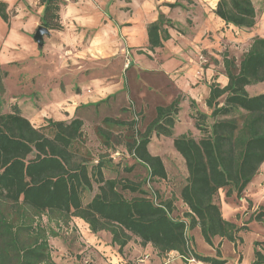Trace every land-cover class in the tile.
Listing matches in <instances>:
<instances>
[{"label": "trees", "instance_id": "trees-1", "mask_svg": "<svg viewBox=\"0 0 264 264\" xmlns=\"http://www.w3.org/2000/svg\"><path fill=\"white\" fill-rule=\"evenodd\" d=\"M40 5V26L61 31V0H41ZM6 8L0 2V18L8 23ZM214 14L225 25L238 29H252L256 24L251 0H218ZM163 26L178 27L159 14L147 27L149 50L169 39ZM222 65L227 84L209 85L205 100L209 114L190 103L189 117L198 137L190 133L173 136L180 110V98H175L169 105L155 108L154 119L142 132L134 121L103 118L106 126L125 128L128 135L125 149L116 151L111 148V134L97 128L96 134L107 150L95 159L82 145L83 122L77 117L69 122L49 119L35 128L16 105L7 113L0 112V264H56L49 238L57 234L50 224L68 226L73 218L82 220L93 234L107 232L119 253L137 238L140 246L150 245L161 257L174 252L185 262L226 264L220 243L215 245L213 239L236 246L242 243L239 233L248 228L223 218L214 198L224 191L226 197L234 194L240 199L264 163V93L251 96L247 92V87L264 83V38L254 37L238 62L223 54ZM6 76L0 68V108ZM153 135L172 138L175 151L184 160L187 176L178 197L147 196L142 182L104 176L105 171H118L122 157H130L146 169L143 181L166 180L162 160L147 149ZM112 156H117L118 162ZM118 189L137 196L126 199ZM178 200L187 211L182 218H173ZM250 220L264 225V204ZM195 228L214 255L196 252L188 234ZM252 244L250 264H264V241Z\"/></svg>", "mask_w": 264, "mask_h": 264}, {"label": "rangeland", "instance_id": "rangeland-1", "mask_svg": "<svg viewBox=\"0 0 264 264\" xmlns=\"http://www.w3.org/2000/svg\"><path fill=\"white\" fill-rule=\"evenodd\" d=\"M91 1L92 4L89 3L91 10L84 8L85 12L91 14L96 10L98 12L103 10L102 8V10L100 9L95 0ZM251 1L256 11V24L252 29H238L223 24L222 27H217L216 31L205 32L203 38L197 42L200 45V66L204 70H209V66H214L213 70L222 72L223 54L234 58L238 62L248 49L253 37L264 35V0ZM69 2L70 0H61L62 5ZM17 10H19V7L13 8L9 12L16 14ZM85 12L84 15L86 16ZM15 24L19 23L16 22ZM190 27L192 25L187 23V25L183 26V29L178 26L177 30L185 32ZM61 31H49L50 34L43 37L44 44L41 46L39 55L35 53L20 63L12 62L5 68L6 70L1 69L7 73V76L3 80L5 92L1 97L0 112L7 113L13 105H16L25 118L30 119V121L36 120L33 118L38 115L43 118V124L45 125L46 120L56 121L55 119H57L49 111V107H46L53 100L54 92L59 88L64 93L68 92L65 88H71L73 94L83 95V93H87L88 95H93L87 98L88 101L81 103V106L76 108L74 115V118L77 117L83 122L81 128L83 134L82 145L84 149L89 151L91 158L95 159L97 154H102L107 150L102 144L101 138L96 134L97 128H102L111 134V148L116 151L124 150L125 138L128 135L126 129L117 126H106L102 121L103 118L110 117L123 122L134 121L136 122V129L142 132L147 124L154 119L155 107L167 106L169 99L175 95V92H171L169 95L163 93L160 95L159 87H153L159 84L160 86L161 84L166 85L164 77L158 75L160 73H153L154 75L150 76L149 70L142 71L138 65L117 68L116 64L122 57L118 59L115 55L99 57V53L94 55L93 51H89L86 56L83 57L82 55L80 58L82 61L81 65L78 68L74 67L77 64L70 63L69 58L66 59L70 53L65 52V46L62 48L60 39L56 38ZM222 34H225V36ZM93 35H95V32L91 31V29L87 31L84 42L82 39L81 44L76 46L78 51L83 53V46H89V37H93ZM33 44L36 46L35 42ZM202 44L208 45V50L202 49ZM115 46L117 45L115 44ZM95 78L109 82L114 81L115 78L120 82L125 81L126 88L124 93L111 94L104 102L94 106L95 101L103 96L102 94H99V97L96 96L94 87L90 85ZM248 92L249 95L264 93V83L250 86ZM62 93L60 94L61 96ZM201 105L203 106V104ZM195 106L196 108L198 107L196 104ZM64 107L66 108V106ZM59 110L64 112L65 109L60 108ZM209 112L207 109V114ZM185 114L186 106L183 105L179 115L184 118ZM186 127L188 126L186 125ZM191 130L195 134L194 137L199 136L194 126ZM147 149L150 154L158 156L162 160L167 174L166 180L147 181L146 179L143 181L146 178V169L142 165L135 163L130 157H122L123 160L119 162L120 167L117 172L105 171V178L142 182V188L147 193V196L160 195L164 199L178 196L179 190L185 182L187 171L183 159L175 151L170 139L153 135ZM113 160L118 162L119 159L115 156ZM124 167L126 169L131 167L132 170H123ZM93 187L95 190L96 185H93ZM118 191L126 199L137 196L135 193L121 191L120 189ZM94 193L93 191L87 195L85 200L88 201ZM219 196H222V199ZM223 196H225L224 191H220L214 198V201L220 207L223 218L231 217L232 222L238 226L245 224L248 230L239 233L242 243L237 242L236 246L222 239L221 256L227 260V264L233 258H235L237 264L242 260L243 263L247 264L253 259L252 243L254 241H264V225L250 220L251 214L264 204V164L261 165L258 176L243 191V200L239 201L234 194L228 199H224ZM184 207L180 201H175V211L171 213V216L173 218H182L187 208ZM229 207L234 208V210L231 211ZM42 221L47 223L45 217L42 218ZM50 227L57 234V236L49 238L51 256L56 264H135L131 261L124 263L118 257L115 258V261L113 254L117 252V254L123 256L124 251L122 253H119L118 250L115 253L114 251L112 252L107 248L109 245L107 236L109 234L107 232L91 233L87 224L78 218H73L68 226H57L55 223H51ZM188 234L195 243L194 246L197 253L213 255L209 246L204 243L197 228L190 230ZM218 240L217 237L213 239L215 245H217ZM133 244L139 246V240L133 238L130 241V245L134 246ZM102 247L105 249L103 250ZM262 248L264 253V245ZM172 256L175 257V253ZM173 257L168 256L166 260Z\"/></svg>", "mask_w": 264, "mask_h": 264}, {"label": "crops", "instance_id": "crops-1", "mask_svg": "<svg viewBox=\"0 0 264 264\" xmlns=\"http://www.w3.org/2000/svg\"><path fill=\"white\" fill-rule=\"evenodd\" d=\"M40 1L0 0V2L6 4V12L9 15L8 23L3 22L0 18L1 69L6 70L5 68L12 62L20 63L35 53L39 55L41 47L37 46V44V47L34 46L33 36L40 26L39 19L43 9ZM91 2V0H70L65 5L61 4L60 18L63 31L58 33L56 38L60 39L62 48L65 46V52L70 53L66 59L69 58L70 63H76L77 65H74V67L78 68L82 63L80 59L82 55L84 57L89 51H93L94 55H96L95 53H99V57L103 55H115L118 59L119 57L124 58H121L118 64H116L117 68L138 65L142 71L149 70L150 76L154 75L153 73H160L158 75L164 77L166 85L161 84L160 86L159 84L153 87H159L160 95L162 93L169 95L171 92H175V95L169 99L167 105L175 98H180L179 109L182 110V106H186L184 118L179 115L180 110L178 112L177 122L173 128V136L176 137L186 133L195 136L191 130L193 129L194 122L189 117L190 103L194 102L201 112L207 113L205 100L209 94L210 83H217L220 87H224L227 84L224 70L222 72L215 71L213 70L214 66H209V70H204L200 66V45L197 43L203 38L205 32L216 31L217 27H222L224 24L214 14L218 0H95L100 9L102 8L104 11L101 9L103 12L96 10L89 14L83 9L87 8L91 10ZM175 2L179 6L172 8L168 6V4H174ZM16 7H19L16 14L9 12ZM159 14H162L175 26H180L181 29L187 23H190L192 27L185 32H178L176 27L169 28L163 26L169 35V39L164 41L161 47L151 51L148 49L147 27L157 20ZM16 22L19 24L16 25ZM90 29L95 32V35L89 37V46H83L82 53L78 51L76 46L81 44L82 39L84 42L87 31ZM222 35L225 36V34ZM255 37L264 38V35H257ZM202 49L208 50V45L202 44ZM95 79H93L90 85L94 87L96 96L99 97V94L103 95L95 103L105 100L111 94L124 93V89L126 88L125 81L120 82L117 78L111 82ZM65 89L68 92H64V94L58 88L54 92L53 100L46 105V107H49L48 109L52 112V115L57 117L56 121L69 122L72 120L76 108L81 106V103L88 101L87 98L89 96H93L87 93H83V95L73 94L71 88ZM248 91L249 87H247ZM61 93L62 96L60 95ZM252 95L257 94L253 93ZM60 108L65 109L64 112H60ZM33 119L36 120H28L35 128L44 125L42 117L37 115ZM169 139L172 143V138ZM257 176L258 174L255 178ZM219 198L222 199V196H219ZM223 198L228 199L226 196H223ZM238 200H243V198L241 197ZM180 203L185 206L181 201ZM186 209L185 212L187 211ZM230 210L232 211L234 208H230ZM225 219L232 221L231 217ZM218 239L217 244L220 243V249H222V239ZM107 240L109 243L107 248L115 253L117 247L111 245L110 235L107 236ZM133 245L131 246L129 242L123 249V256H120L116 252V254H113V259L116 261L115 258L118 257L124 263L131 261L135 264H201L193 260L185 262L180 257H173L174 252L161 257L150 245L144 247ZM209 248L214 255L213 248ZM102 249L104 250L105 248L102 247ZM168 256L173 258L166 260ZM251 261L247 264H250ZM229 264H237L235 258L231 259ZM238 264L246 263H243L242 260Z\"/></svg>", "mask_w": 264, "mask_h": 264}, {"label": "water", "instance_id": "water-1", "mask_svg": "<svg viewBox=\"0 0 264 264\" xmlns=\"http://www.w3.org/2000/svg\"><path fill=\"white\" fill-rule=\"evenodd\" d=\"M46 35H49V31L44 27L39 26L35 31L33 41L37 44V46L41 47L43 45V37Z\"/></svg>", "mask_w": 264, "mask_h": 264}, {"label": "built area", "instance_id": "built-area-1", "mask_svg": "<svg viewBox=\"0 0 264 264\" xmlns=\"http://www.w3.org/2000/svg\"><path fill=\"white\" fill-rule=\"evenodd\" d=\"M115 155H117V154H115ZM113 158L115 157V156H112Z\"/></svg>", "mask_w": 264, "mask_h": 264}]
</instances>
